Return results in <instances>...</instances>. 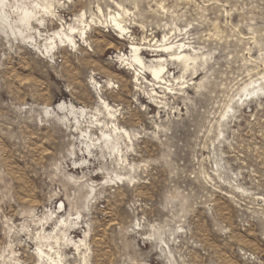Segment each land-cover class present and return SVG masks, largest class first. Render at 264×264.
<instances>
[{
    "label": "rangeland",
    "instance_id": "374dc122",
    "mask_svg": "<svg viewBox=\"0 0 264 264\" xmlns=\"http://www.w3.org/2000/svg\"><path fill=\"white\" fill-rule=\"evenodd\" d=\"M254 86L264 0H0V264H264Z\"/></svg>",
    "mask_w": 264,
    "mask_h": 264
},
{
    "label": "bare ground",
    "instance_id": "6f19581e",
    "mask_svg": "<svg viewBox=\"0 0 264 264\" xmlns=\"http://www.w3.org/2000/svg\"><path fill=\"white\" fill-rule=\"evenodd\" d=\"M31 13L28 12L26 9H23L22 10V16L19 18V23H23L25 26L28 25V21L31 19ZM114 23H115V26L118 28V30L121 32V33H124L125 29L120 26L119 22H117L116 19L113 18L112 20ZM70 31H72L73 29H69ZM57 35V34H55ZM59 37V41L63 42L62 41V38H64L65 40H67L70 44H73L74 45V42H73V39L71 38V36H68V35H65V34H62V36L60 35H57ZM53 41V40H52ZM52 45L54 43H51ZM176 44L174 43H171V44H164L161 46V49H160V53L162 54H168L172 51L173 47H176L174 46ZM183 48L181 46V44H179L176 48V50H179ZM131 49L133 50V61L135 63H138L140 64L141 66L145 67L148 72L150 73V75L152 76V78L154 80H162V73L163 71L165 70V67L163 66V62L166 61V59H162V58H159V59H156L155 61H151V63H149L148 65H145L141 59V57L137 54V52L139 51V47L137 46H131ZM42 53V52H41ZM43 54V53H42ZM171 57H175V59H179L181 64L183 65V68L186 69L188 67V62L193 60V58H190L188 56V54H186L184 52V50L180 51L178 54L175 53V52H171ZM264 89V88H263ZM261 86H254L253 87V91H261L263 90ZM105 105V103H103ZM105 107V112H107V116H109V118H111L113 116V112L111 113V111L109 110L110 108L106 105L104 106ZM53 111L59 113H65V117H75L77 116L78 114L80 115H83L84 114V110L82 109H74L72 106H67L66 104L64 103H60L58 104L57 106H55V108L53 109ZM121 131L116 127L114 126L113 129L111 130V133H115L114 134V137H112L110 134H107V135H104L105 137V143L106 145L108 144H114L116 142V140L118 139V134L120 133ZM124 135L128 137V134L126 133V131H123ZM40 223V222H39ZM42 229V228H41ZM43 231V230H42ZM41 231V232H42ZM61 231V230H60ZM41 232L39 233V237L38 239L41 241V240H44L46 239V235L44 236L43 234H41ZM62 232V231H61ZM43 233V232H42ZM45 234V233H44ZM62 237H63V240H65L66 242H69L71 243V246L73 247H78L76 246L77 244L72 242L71 240L67 241L66 238H65V235L62 234ZM49 238H53L55 239L56 241L58 240L57 237L55 236H52V237H49ZM37 239V240H38ZM39 242V241H38ZM39 245H40V242H39ZM38 256V259L41 258V256H46V254L43 253V251L38 247V253L36 254ZM47 257V256H46ZM49 258V257H48ZM50 259V258H49ZM60 258H58L57 260H51V264H62V262L59 260Z\"/></svg>",
    "mask_w": 264,
    "mask_h": 264
}]
</instances>
